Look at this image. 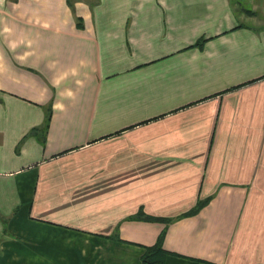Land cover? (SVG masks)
Listing matches in <instances>:
<instances>
[{"label": "crops", "instance_id": "0c3cea01", "mask_svg": "<svg viewBox=\"0 0 264 264\" xmlns=\"http://www.w3.org/2000/svg\"><path fill=\"white\" fill-rule=\"evenodd\" d=\"M162 232L166 264H264V0H0V264Z\"/></svg>", "mask_w": 264, "mask_h": 264}, {"label": "trees", "instance_id": "16d2710c", "mask_svg": "<svg viewBox=\"0 0 264 264\" xmlns=\"http://www.w3.org/2000/svg\"><path fill=\"white\" fill-rule=\"evenodd\" d=\"M202 203H198L197 207L200 208ZM148 220L159 221L157 217H147ZM175 253L169 251L164 246V232L159 236L158 241L149 246H145V251L142 255L141 262L142 264H166V260L170 255Z\"/></svg>", "mask_w": 264, "mask_h": 264}, {"label": "rangeland", "instance_id": "374dc122", "mask_svg": "<svg viewBox=\"0 0 264 264\" xmlns=\"http://www.w3.org/2000/svg\"><path fill=\"white\" fill-rule=\"evenodd\" d=\"M97 216L101 217V216H102V213H101V214H99V215H97Z\"/></svg>", "mask_w": 264, "mask_h": 264}]
</instances>
